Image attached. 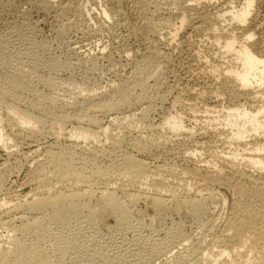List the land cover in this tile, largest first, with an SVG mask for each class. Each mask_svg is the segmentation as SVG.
Wrapping results in <instances>:
<instances>
[{"label":"bare ground","instance_id":"obj_1","mask_svg":"<svg viewBox=\"0 0 264 264\" xmlns=\"http://www.w3.org/2000/svg\"><path fill=\"white\" fill-rule=\"evenodd\" d=\"M192 1L194 2L193 5H183L181 0L172 2L174 5L172 7L178 9L174 26L172 25L173 28L170 32L172 40L181 30L191 25L190 10L196 9L197 6L203 9L208 4L212 5V0ZM254 2L255 0H243L237 7H219L213 12L204 13L202 18L203 20L218 19L221 22L229 20L236 27H241L251 16ZM1 4L2 0H0ZM40 6L49 13V10L51 12L52 9H57L60 2L59 0H40ZM62 8H64L63 13L66 14L67 10L70 9V7L67 9L66 6ZM82 8L76 7L78 16L76 20H80V18L82 20L86 17L88 12H84ZM111 10L110 8L101 10L102 16L110 19ZM226 15L228 19H226ZM144 19L148 20L147 16ZM170 22V18H165L158 23L170 26ZM150 23L152 22L149 21ZM211 28L212 32L214 31L212 45L217 47L215 53H218L217 55L221 60L209 64L208 71L222 86V93L218 94L224 96L223 92H228L231 102L222 105L218 110H210L207 107L203 113H206L207 116L211 111H216V115H209V125L222 126L221 131L229 151L224 154L213 152L211 154L212 160L206 161L209 166L204 165L203 168L200 166L187 168L188 166H185V168H180V172L186 178L184 186L186 194L193 182L198 179L202 182L213 180L228 184L236 196L232 207V216L225 222L226 234H224L223 239L214 237V239L207 241L205 235L201 234L194 237L182 232L176 237L170 236L169 240L150 239L148 237L146 240L152 241V243L159 241L157 244L161 246H159L161 249L159 251L168 252V254L163 255V257L165 256L164 261L171 258V264H264V261H260L264 251V54L251 47L249 41L254 36L252 30H248L240 36L237 35L239 33L234 32L235 29L230 32L225 29L228 33L221 32L218 23H214ZM16 32L6 39L0 36V65L6 70L0 77V105L4 106L5 109L0 113V147L8 156L15 155L17 150H10L8 144L19 133H25L31 139H38L52 133L56 142L64 137L68 140V144L58 145L56 150H49L44 157L45 162L43 160L44 163L33 166L30 178L35 180L37 185L30 197L24 195L10 208L6 207L5 211L2 209L4 213L7 211L10 214L11 212V218L8 213L9 220L5 221L6 219L0 218V227L5 225L13 231L31 237L29 239H17L8 235L1 238L3 236L0 234V264H99L101 261V264H114L113 261H110L114 255L109 254V252H101V249L98 250L96 246L99 242L103 245V243H108L107 241L111 243L117 239V235L120 234L123 226L132 218V208L140 201L148 206L147 208L151 213L148 215L152 220L154 218L159 220L173 219L177 216L182 220L192 219V221H196L199 219L198 215L201 213L204 215L203 213L208 210V206L205 205L206 201L198 200L196 196L177 197L176 189L164 181L161 168L147 170L145 163L131 154H113V150L122 145L123 134L120 130L119 134L122 135L116 136L115 134V137L112 133V126L118 127L119 124L117 123L121 117L132 119L134 113L130 115H126V113L133 111L139 105H141L139 106L141 107V118H146V114L151 108L149 104H146L147 102H144L145 93L150 86L147 79L150 78L153 81L151 84L153 87L160 88V85H163V82L161 84L158 81L160 69L156 66L159 58L157 48L148 51L141 66L142 69H148L147 78L143 79V77L136 76L130 80L129 77L127 79V77L121 78L119 76L120 78L116 77L115 80L106 83L105 86L94 84L93 87L82 88L83 90L72 101L63 103L62 99L57 98V96L31 95L32 90L25 87L28 83L25 84L22 78L30 76V66H34L29 54L42 55L47 47L46 45L31 43V46L20 48L19 43L27 45L24 42L26 36L21 34L22 32L19 34ZM11 34L13 33L11 32ZM14 53L16 58H20L18 62L20 65L12 66L13 73L10 78L5 74H8L7 71L10 69L9 64L7 65L10 60L7 55ZM137 73L139 74L140 71ZM23 89L26 90L24 95L20 93V90ZM68 105L72 113L68 112ZM191 111L194 112L195 110L191 109ZM177 112L170 113L161 123V130L164 128L170 133L165 137V140L171 138L172 135L191 136L194 133V128L186 126L183 116ZM102 117H107L108 120L104 122ZM68 121L75 124L69 130L66 129ZM140 121L142 120L140 119ZM143 121L141 124L139 122L136 127L141 130L152 127L151 123L145 122L143 124ZM129 126L131 125L129 124ZM101 138L106 144L98 145L97 142H100ZM154 145L143 140L132 143L133 148L138 152L150 150L149 148ZM85 151H89L88 157H86L87 154L85 157V154L82 156ZM194 154L195 151L191 152L187 158H192ZM99 157L103 158L104 161L98 160ZM17 163L12 166L13 168L8 166L0 168V180L7 174V171L18 168ZM238 164L242 165L240 170L236 168ZM224 167H228L232 172L230 174L222 173ZM163 169L167 171L166 168ZM175 171L169 167L167 172L173 175ZM250 172L256 174L255 179ZM245 178H249L246 180H250L255 186L242 184V180ZM136 180L141 186L144 183L153 187L154 192L146 193L141 190L142 187L139 190H134L135 192L130 191V186L134 185ZM199 183L201 184V182ZM240 197L244 198V202L240 201ZM148 209L145 207V210ZM24 210L29 213L37 212L39 215L30 214L28 217V213ZM1 213L0 215L3 214ZM7 215L5 214V216ZM108 216L114 220L112 224L104 222L103 219ZM71 219L78 221L82 228L86 227L89 234H86L85 239L88 240L85 243L81 240L80 243L76 242L73 238L72 248H77L76 250L73 249L75 251L70 250L72 252L69 254L67 253L69 249L66 248L67 251H64L68 255L64 254L63 249L65 247L62 248L60 246L62 244L54 246L52 243L54 247L50 244L52 249H48L39 247V244L36 245L32 240L33 236H46V234L55 235L54 239L57 236L61 238L62 234L60 233L61 236H59V232L63 230L65 232L71 227ZM15 222L18 224L13 226ZM65 242L70 243L69 240H65ZM56 244L58 243L55 241ZM133 245L136 246L134 243ZM136 248L140 247L136 246ZM121 251L123 250L121 249ZM132 252L136 253V251ZM142 254H139L134 260L132 259L135 261L132 264L155 263V260H151L148 256L145 257V253ZM54 256H56L55 262L52 260ZM95 257L103 258V260L96 261V263ZM126 259L125 256H120V260H122L120 263L125 262ZM115 260L117 263V259Z\"/></svg>","mask_w":264,"mask_h":264},{"label":"rangeland","instance_id":"obj_2","mask_svg":"<svg viewBox=\"0 0 264 264\" xmlns=\"http://www.w3.org/2000/svg\"><path fill=\"white\" fill-rule=\"evenodd\" d=\"M173 1L174 0H59L60 6H66L67 9L70 7V9L67 10V14L63 13L62 10L64 8L60 6L57 7V9L60 8L58 10L54 8L51 12L50 10L49 13L48 11L46 12L41 8L40 0H2V4L0 5V36L2 38L4 37L6 39L8 36L14 35L16 31H19L16 33L19 34L22 32L21 34H25L26 40L24 42L27 44L21 45L19 43L18 45H20V48L31 46V43L36 45L42 44L47 47L42 55H36L34 53L29 54L34 62V66H30V76L22 78L25 84L28 83L25 87L32 90L31 95L34 96L42 94L51 97L57 96V98L59 97L62 99L63 103H68L83 89L93 87L94 84L97 86H105L106 83L115 80L116 77H127V79L129 77L130 80H133L138 76L145 79L147 78L148 69L141 68L145 55H147L148 51L151 49L157 48L159 58L156 66L160 69L158 81L161 82V84L163 82V85H160V88L156 86L153 87V85H151L153 81L150 78L147 79V82L150 83L149 85L152 87L149 86L147 88L145 93L146 98H144V102H147L146 104L151 106L146 114V118H141V107H139L141 105H139L136 107L137 109L135 108L133 111L126 113V115L134 113L132 119L129 117L126 119L121 117L117 123L119 124L118 127L115 125L112 126V133L114 136L115 134L116 136L123 134L122 145L120 144V147L113 150V154H131L135 158L142 160L147 170L161 168L163 170L162 176L165 178L164 181L176 189L177 193L175 194L177 197L196 196L198 200L206 201L205 205L208 206V210L203 213L204 215H201L202 213L198 215L199 219H196V221H192V219L182 220V218L177 216L173 217V219L165 218L166 220H159L154 218L155 220H152L148 215L151 214L147 208L148 206L143 203V201L138 202L132 208V218L130 221L128 220L130 224L127 221V224L123 226L121 232L119 231L120 234L117 235V239L111 241V243L107 241L108 243H103V245L97 242L98 245L96 247L98 250L101 249V252H109V254L114 255L113 259L110 260L111 262L113 261L112 263L114 264H132L135 262L133 260L137 258L139 254L143 255L142 253L146 254L145 257L148 256L151 260H155L153 264H171V258L164 261L163 258H165V256L163 257V255L168 254V252L159 251L161 250L160 244L157 245L159 241L156 243L153 242L155 243L153 244L152 241L146 240L147 237L150 239L169 240L170 236L176 237L179 233L183 232L185 235L191 234L194 237L200 236L201 234L205 235L207 241L214 239V237L223 239L224 234H226L225 222L232 216V207L236 196L233 193V189L228 186V184L213 180L202 182L198 179L196 182H193L187 195L186 190H184L186 178L180 171L182 168H185V166H188L187 168L196 166L203 168L204 165L209 166V163L206 161L212 160L211 154L213 152L224 154L229 151L225 141L226 139L223 137L224 135L221 131L222 126L215 124H213V126L209 125L208 119L210 116L216 115V111H211L207 116L205 115L206 113H203V110L207 107V109L210 110H218L222 105L231 102L228 92L224 91V96L223 94L219 95L222 93V86L208 71L209 64L217 63L221 60L217 55L218 53H215L217 47L214 44L212 45L214 31L212 32L211 27H213L214 23H218L221 32L228 33L225 29H228L229 32L235 29L234 32L239 33L237 35L240 36L248 32V30H252L254 36L250 39L249 43L252 48L254 47V50H259L264 54V0H255L251 16L245 25L241 27H236V25H234V23L231 24L229 20L223 22L218 19L203 20L202 15L204 13L213 12L215 9H219V7H237L243 0H212V5L208 4L203 9L197 6L196 9L189 11L192 20L191 25L181 30L175 39L172 40L170 32L172 31L174 20H176L175 18L178 14V9L172 7L174 6L172 3ZM181 1H183V5L194 4L192 0ZM79 6L81 8L83 7L82 10H84V12H88L86 15L87 18L76 20V18H78L76 7ZM106 8L112 9L110 19L103 17L101 14V10ZM227 15L226 19H228ZM146 16L152 23L149 24V21L144 19ZM165 18H170V26L161 24L163 22L160 24L158 23ZM229 23L230 25H228ZM11 32L13 34H11ZM7 58L10 59L7 65L9 64L8 66H10L11 70L9 69L7 71L8 74H5L7 77H10L13 73L12 66L20 65V63H18L20 58H16L15 53L13 55H7ZM5 71V68L0 65V77ZM137 71H140V73L138 74ZM24 89L20 90L22 95L26 94V90ZM191 109L195 111L192 112ZM4 110V106L0 105V113ZM68 112L72 113L69 105ZM174 112L180 113L183 116L186 126L194 128L193 135H172L171 138L165 140V137L170 135V133L164 128L161 130V123L164 118ZM102 118L105 119H103L104 122L108 120L107 117ZM139 118L142 121L144 120L143 124L145 122L151 123L152 127L143 130L137 128L136 126H138L139 122L140 124L142 123ZM130 119L131 121H129ZM129 124L131 126H129ZM73 126H75V124L69 121L66 123L67 130ZM120 130L122 134H119ZM220 134L222 135L220 136ZM25 135V133H19L11 140L10 144H8L10 145V150H17L15 155L8 156L0 147V168L4 166L13 168L12 166L16 165L20 160L17 163L18 168L7 171V174L1 179L2 182L0 180V213L3 210L5 211V209H7L6 207L10 208L18 200H21L24 195L29 197L32 195L37 185L36 181L30 178L33 166L44 163V157H46L49 150H56L58 145L68 144V140L64 137H61L58 142H56L52 133H48L38 139H31ZM137 140H143L148 144L155 145L149 148L150 150L146 149V151L138 152L132 146L134 141L138 142ZM97 143L99 145L105 143V141L101 138L100 142ZM90 145L92 144L90 143ZM22 151L23 153H21ZM193 151H195L194 156H192V158H187L189 156L188 154ZM83 155L84 157H88L89 151H85L82 156ZM98 160L104 161V159L100 157ZM169 167L176 170L173 175L167 172ZM163 168H166L167 171ZM236 168L240 170L242 165L238 164ZM231 172L232 171L228 167H224L222 171V173L228 174ZM250 173L253 175V179H255L256 174L254 172ZM246 179L249 178L243 179L242 184L255 186L250 180ZM199 182H201V184ZM202 184H204V186H202ZM140 187H142L143 189L141 188V190L146 193L151 194L154 192L153 187L144 183L141 186L137 180L134 185L130 186L129 190L135 192L139 190ZM240 201L244 202V198L240 197ZM145 207L148 210H145ZM4 211L2 212L3 214L1 213L3 216L0 215V218L6 219L5 221H7L11 218V212L9 214V212L6 211L4 213ZM24 212L28 213V217H30V214L33 216L39 215L37 212L29 213L27 210H24ZM5 214L7 216H5ZM103 220L106 224H112L114 222L112 217L109 216L105 217ZM17 224L18 222H15L13 226ZM70 226L71 227L66 229L65 232L64 230L59 232L62 236L60 234L59 236H61V238L57 236L55 238L56 240L53 238L55 235L51 236V234H46L48 237L45 235H36V237H32V240L36 245L39 244V247L48 249L51 248L50 244L52 245V243H54V246L62 244L60 246H62V248L65 247L63 251L69 249V251H67L69 254L77 248H72L71 242L75 240L80 243L81 240V242L85 243V241L88 240L85 239L86 234H89L88 229L86 227L82 228L76 220L71 219ZM0 234L3 236L1 238H5L4 236L8 235L9 237L17 239H29L31 237L30 235L13 231L10 227L7 228L5 225L0 227ZM42 237L45 238L42 239ZM65 240H69L70 245L68 242H65ZM55 241L58 244L55 245ZM133 243L140 248H136ZM54 246L52 245V247ZM125 248L126 250H124ZM121 249L124 252L121 251ZM65 251L64 254L66 255L67 253ZM132 251H136L137 254ZM262 254L263 257H261L260 261H264V251ZM120 256H125L127 262L120 263L122 261L120 260ZM54 259L56 260V256L52 257V260L55 262ZM115 259H117V263ZM101 260H103V258H94L95 262H100ZM101 263L102 261L99 264Z\"/></svg>","mask_w":264,"mask_h":264}]
</instances>
